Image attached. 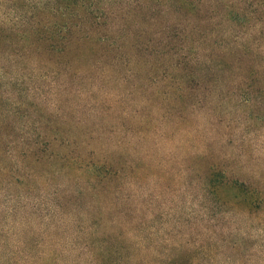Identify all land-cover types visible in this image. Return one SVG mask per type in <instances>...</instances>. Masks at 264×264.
<instances>
[{"label": "rangeland", "instance_id": "1", "mask_svg": "<svg viewBox=\"0 0 264 264\" xmlns=\"http://www.w3.org/2000/svg\"><path fill=\"white\" fill-rule=\"evenodd\" d=\"M156 43L157 50L169 46L182 52L177 39L157 38ZM261 48V68L245 57L242 65L233 57L232 66L213 76L192 66L206 84L211 81L206 88L212 90L211 100H202L194 113L179 99L176 87L170 88L171 82L161 84L160 94L157 82L140 81L134 95L106 84L102 102V94L86 85L81 96L86 100L67 91L55 106L60 85L42 90L39 108L59 122L62 140L71 141L70 147L58 142L53 150L70 155V161L62 171L47 169L50 176L44 172L35 179L26 171L25 179L13 177L11 170L24 171L31 160L19 154L20 148L15 155L17 140L39 142L40 132L20 130L0 144V258L41 264L44 255H51L50 264H86L85 248L91 247L86 236L91 233L92 240L110 238L126 248L129 264H170V259L182 264H264V210L232 205L241 196L239 190L223 187L214 194L206 177L217 162L229 178L264 193ZM186 54L182 58H208L203 52ZM70 63L74 70L91 65L89 59L74 57ZM167 76L160 69L158 82ZM217 78L222 85L215 83ZM18 118H11L13 126ZM111 169L119 172L114 181L94 182L98 173Z\"/></svg>", "mask_w": 264, "mask_h": 264}, {"label": "trees", "instance_id": "2", "mask_svg": "<svg viewBox=\"0 0 264 264\" xmlns=\"http://www.w3.org/2000/svg\"><path fill=\"white\" fill-rule=\"evenodd\" d=\"M0 10H7L0 13V144L20 130L40 132L41 136L39 142L26 137L17 140L13 149L15 155L18 148L23 158L29 155L41 171L31 167L30 160L26 170H11L13 177L25 179L26 171L35 179L44 172L45 177L50 176L47 169L62 171L70 161V155L63 157L53 147L58 142L70 147L71 141L62 140L65 133L59 122L39 108L37 98L46 87L60 85L55 106L67 91L83 96L86 85L102 94V102L107 96L103 92L106 84L134 95L140 81L171 82L170 88L176 87L179 99L194 113L202 100H211L212 90L206 88L211 81L206 84L205 76L193 73L192 66L212 75L232 66L233 57L241 65L245 57L262 67L258 59L264 45V0H0ZM157 38L177 39L182 52L169 46L157 50ZM186 52H203L208 58L203 60L199 54L182 58ZM73 57L81 62L89 59L90 67L74 70ZM156 65L168 75L160 82ZM193 82L197 83L191 86ZM215 83L222 85L223 80L217 78ZM156 91L163 93L162 85ZM162 96L165 101L169 98L166 93ZM43 100H39L42 105ZM9 107L13 114L8 113ZM25 108L30 112L23 114ZM14 116L19 117L16 126L11 121ZM208 172L214 194L220 188L234 187L241 196L234 198L232 205L249 212L264 210L263 191L229 178L217 162ZM117 177L119 172L106 170L98 173L94 182L101 185ZM90 234L86 236L91 245L85 248L86 264H129L126 248L113 244L110 238L92 240ZM50 260L51 255H44L41 264H50ZM0 264H12V259L0 258ZM170 264L182 263L170 259Z\"/></svg>", "mask_w": 264, "mask_h": 264}]
</instances>
